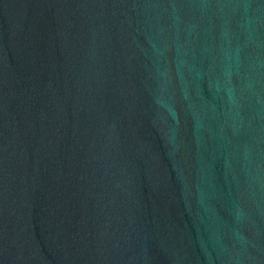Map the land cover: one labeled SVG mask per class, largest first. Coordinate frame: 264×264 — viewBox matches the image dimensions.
<instances>
[{
	"label": "water",
	"instance_id": "1",
	"mask_svg": "<svg viewBox=\"0 0 264 264\" xmlns=\"http://www.w3.org/2000/svg\"><path fill=\"white\" fill-rule=\"evenodd\" d=\"M0 264H264V0H0Z\"/></svg>",
	"mask_w": 264,
	"mask_h": 264
}]
</instances>
